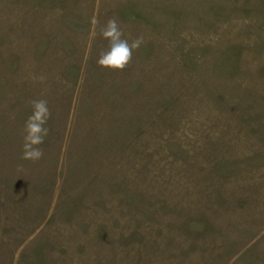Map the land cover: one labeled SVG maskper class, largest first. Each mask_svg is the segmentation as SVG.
Returning a JSON list of instances; mask_svg holds the SVG:
<instances>
[{"label": "rangeland", "instance_id": "rangeland-1", "mask_svg": "<svg viewBox=\"0 0 264 264\" xmlns=\"http://www.w3.org/2000/svg\"><path fill=\"white\" fill-rule=\"evenodd\" d=\"M0 264H264V0H0Z\"/></svg>", "mask_w": 264, "mask_h": 264}, {"label": "clouds", "instance_id": "clouds-1", "mask_svg": "<svg viewBox=\"0 0 264 264\" xmlns=\"http://www.w3.org/2000/svg\"><path fill=\"white\" fill-rule=\"evenodd\" d=\"M92 23L95 25L99 21L93 19ZM100 35L108 41V49L99 53L96 63L102 68L116 72H122L130 65L133 50L138 49L143 43L142 37H137L131 43L127 39H123V32L115 18L109 19L100 28ZM33 79L43 83L46 78L39 76ZM29 104L32 112L27 117L22 129L21 159L35 163L43 158L44 151L41 145L50 133V128L47 125L52 114L48 101L45 99L31 100Z\"/></svg>", "mask_w": 264, "mask_h": 264}]
</instances>
